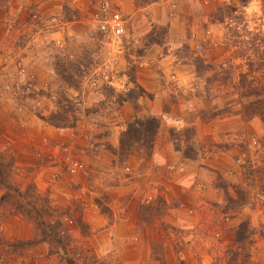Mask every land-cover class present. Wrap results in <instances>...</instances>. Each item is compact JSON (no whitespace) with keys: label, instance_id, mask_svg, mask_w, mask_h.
<instances>
[{"label":"rangeland","instance_id":"1","mask_svg":"<svg viewBox=\"0 0 264 264\" xmlns=\"http://www.w3.org/2000/svg\"><path fill=\"white\" fill-rule=\"evenodd\" d=\"M14 2L0 0V259L264 264V119L244 107L264 110V0ZM115 11L126 36L99 29ZM148 116L151 148L119 154L127 123ZM36 213L62 243L41 240ZM126 213L138 223L117 235Z\"/></svg>","mask_w":264,"mask_h":264},{"label":"trees","instance_id":"2","mask_svg":"<svg viewBox=\"0 0 264 264\" xmlns=\"http://www.w3.org/2000/svg\"><path fill=\"white\" fill-rule=\"evenodd\" d=\"M239 74V73H238ZM253 90H245L243 92V95H253ZM260 100V101H259ZM261 98L258 99L257 102H254V104H248L244 105L246 109L248 107L253 108L254 110L258 109L257 112L262 119H264V110H262L261 106ZM264 106V105H263ZM57 117V116H56ZM44 120L51 125L55 127H65L70 126L71 124L69 122H64L63 119H54V115L49 116V118H44ZM66 120V118H64ZM158 128V121L153 116H148L146 118H140L135 117L131 122L127 123L126 129L121 132L120 140H119V154L127 157L128 154L134 149V148H143L144 151L151 148V143L154 140L155 134L157 132ZM137 146V147H136ZM145 154H147L145 152ZM34 219L36 220V223L38 224V227L41 230L42 233V241L50 240L51 242H56V244H60L61 238L58 235V226L56 224H51L48 222H45L43 220L42 215L40 213L34 214ZM237 240L239 232H237ZM32 243H37L36 240H33ZM59 250V249H58Z\"/></svg>","mask_w":264,"mask_h":264},{"label":"crops","instance_id":"3","mask_svg":"<svg viewBox=\"0 0 264 264\" xmlns=\"http://www.w3.org/2000/svg\"><path fill=\"white\" fill-rule=\"evenodd\" d=\"M16 1L17 2H14V4H10V5H15V4L23 5V4H21L22 0H16ZM22 60L23 61H27V56L23 57ZM10 65H11V63H10ZM2 69H4L2 71H7L9 68L2 67ZM140 81H141V78H140ZM144 85L146 87V90H149L148 85L145 82H144ZM0 90H2V89L0 88ZM2 104H3V100H2V103L0 102V148L4 149L5 148V144L7 142H8L7 143L8 145L10 144L12 130L10 128V119H9L10 118L9 117L10 116V113H9L10 110L8 109L9 107H6V106H4ZM8 105H10V104H8ZM210 127H212V126H210ZM215 131H216V129L213 132L215 133ZM131 187H132L131 190L132 189L133 190L136 189L135 190V195L136 194L137 195H141L144 192L143 190H145L148 187H150L152 189L155 188L152 182H148L147 186H144V187L143 186H139L137 183H136V185H134V186L132 185ZM1 195H2V192L0 190V196ZM139 197H141V196H139ZM133 207L134 206H132L130 208V210H133V212H135V209ZM89 211L90 212L92 211V213L90 214V217H91V215H92V217L94 215V220L93 221L90 220V224L92 225V228L99 226L100 229H103V232L101 231V234L105 235L104 230L107 228L106 226L108 225V224H106L105 219L102 218L101 215L98 216L96 213H93L95 211V209H92V210H89ZM126 212H128V210ZM128 218L129 217L127 216V213H126L125 217H124V221H122V220L121 221H115V220L111 221L112 224H110L111 223L110 222L109 223L110 224L109 227L117 235H122L124 233H129V229H131L132 224L134 225V224H137L138 222L137 221L132 222L133 219H131L130 221L127 222ZM13 222H15V221L8 220L6 222V226H8L9 228L10 227L14 228V233L16 234V237L17 238H21L20 237V236H22L21 224H19V223L15 224ZM131 222H132V224H131ZM8 230L9 229H7L5 227V234L7 233ZM6 239H9V238H6ZM0 264H25V262L21 261L20 259L17 262H10V261H6V260H3V259H0Z\"/></svg>","mask_w":264,"mask_h":264},{"label":"built area","instance_id":"4","mask_svg":"<svg viewBox=\"0 0 264 264\" xmlns=\"http://www.w3.org/2000/svg\"><path fill=\"white\" fill-rule=\"evenodd\" d=\"M98 21L99 29L107 36L119 38L127 35L125 21L118 11L112 12L109 15L105 14L104 17ZM69 170L74 174L78 171H82V164L73 162L70 164Z\"/></svg>","mask_w":264,"mask_h":264}]
</instances>
